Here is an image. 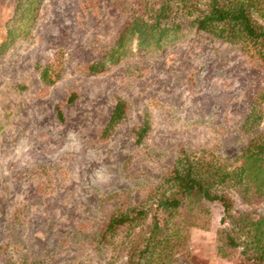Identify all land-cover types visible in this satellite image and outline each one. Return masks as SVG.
I'll use <instances>...</instances> for the list:
<instances>
[{
	"label": "rangeland",
	"instance_id": "1",
	"mask_svg": "<svg viewBox=\"0 0 264 264\" xmlns=\"http://www.w3.org/2000/svg\"><path fill=\"white\" fill-rule=\"evenodd\" d=\"M158 2L0 0V44L15 35L0 52V264H125L99 243L102 226L145 200L179 149H207L236 166L264 132V120L243 128L257 95L264 111V65L252 49L188 24L159 50L131 41L118 62L88 72L129 19ZM250 2L264 26V0ZM44 69L53 82L40 79ZM117 100L125 117L100 140ZM227 194L230 213L264 216V192L250 205ZM207 208L172 264H253L218 240L230 227L221 205Z\"/></svg>",
	"mask_w": 264,
	"mask_h": 264
},
{
	"label": "trees",
	"instance_id": "2",
	"mask_svg": "<svg viewBox=\"0 0 264 264\" xmlns=\"http://www.w3.org/2000/svg\"><path fill=\"white\" fill-rule=\"evenodd\" d=\"M252 10L250 0H159L156 8L133 15L107 53L87 70L97 73L105 63L118 62L126 55L131 41L143 51L159 50L178 38L183 24L244 50L252 49L264 65V26L255 21ZM12 36L14 33L7 31L0 52ZM40 79L44 83L53 82L46 69L40 72ZM261 98L262 94L252 101L243 128L253 129L264 120V111H257ZM56 113L62 121L58 108ZM125 114V102L117 100L100 140L109 137ZM148 126L145 121L137 130V142ZM236 162V166H231L207 149L190 153L179 149L162 183L145 200L110 215L100 231L99 243L113 254L125 256V264H172L187 242V234L183 233L195 227L197 216L208 211V204L219 203L224 212L221 223L227 219L230 227L220 229L218 240L226 248H241L244 260L264 264V216L253 217L247 211L230 213L233 202L227 194L228 190L233 191L246 205L263 198L264 132L248 141Z\"/></svg>",
	"mask_w": 264,
	"mask_h": 264
}]
</instances>
